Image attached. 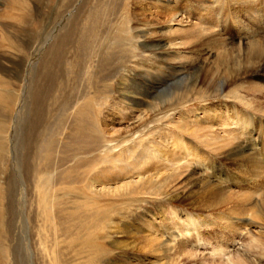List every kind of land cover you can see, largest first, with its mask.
<instances>
[{
    "label": "bare ground",
    "instance_id": "bare-ground-1",
    "mask_svg": "<svg viewBox=\"0 0 264 264\" xmlns=\"http://www.w3.org/2000/svg\"><path fill=\"white\" fill-rule=\"evenodd\" d=\"M183 1L155 0L158 20L164 17L166 21L163 31L157 26L159 22L134 28L130 24L125 42L135 50L149 42V49L155 52L152 58L169 55L179 58L180 63L198 64L188 79L191 82L186 83L190 92L201 82L211 91L208 97L226 93L223 97L229 114L219 117L203 109V124L181 127L185 135L197 142L196 146L178 138L146 145L144 138L139 137L136 143L132 135L158 109L153 105L150 112L137 119L127 110H118L115 115L119 121L127 123L124 129L116 130L105 121V125L93 122L107 111L105 95L108 84L115 78L107 72L100 81L105 87L102 96L97 95L99 91L93 97L83 92L76 96L61 94L50 98L56 107L45 106L49 95L32 97L33 102L36 97L38 100L29 112L31 127L14 155L16 168L13 166L8 175L4 169L10 153L8 127L12 108L8 107L15 96L6 89L0 91V251L10 252L14 264H29L30 259L31 264H169L168 256L177 237L171 221L178 218L177 212L170 223H164L169 231L166 236L150 222L140 226L134 238L142 248L123 250L119 255L121 263L115 262L119 257L106 244L113 240L111 234L117 228L113 218L122 217V210L130 212L139 203L149 202V196L160 201L176 193L180 189L176 188L177 178L190 176L194 160H201L205 168L213 170L221 158L238 160L244 171L257 177L252 179L250 191L243 192L238 179H229L225 184L229 189L208 183L203 195L206 201L209 197L217 201L214 214L232 233L241 235L253 225L264 236V165L254 152L262 149L264 155V0H230L232 5L224 0L216 17L212 16L215 14L212 3L216 0H187L188 5L182 7ZM22 2L9 0L11 12L2 19L31 25L29 8ZM98 2L78 32L62 37L64 46L74 44L79 65L91 60L89 51H93L92 46L102 36L105 14L110 11L117 14L123 7L122 0ZM4 41L7 47L22 50L29 43L18 47L9 39ZM120 47L114 42L110 48ZM128 53L126 50L123 55L109 54L100 64H104L103 68L110 63L127 65L132 62ZM191 53L197 57L189 56ZM140 55L144 58L143 53ZM217 128H221L219 132L215 131ZM70 130L71 135L62 141ZM201 146L205 149L201 150ZM138 151L141 154L132 160ZM98 154L101 156L95 158ZM98 167L106 169L98 171ZM227 205L230 207L222 211ZM8 213L12 219L9 227ZM242 217H250V224H244L247 219ZM202 219L192 218L191 226H199L200 221H205ZM208 224L206 221L203 225Z\"/></svg>",
    "mask_w": 264,
    "mask_h": 264
},
{
    "label": "rangeland",
    "instance_id": "rangeland-1",
    "mask_svg": "<svg viewBox=\"0 0 264 264\" xmlns=\"http://www.w3.org/2000/svg\"><path fill=\"white\" fill-rule=\"evenodd\" d=\"M154 1L122 0L123 7L118 13L116 12L117 14L110 11L111 16L110 12L106 13L103 37L99 35L98 42L92 46L93 51H89V54L92 52L90 63L79 65L76 57L77 49L74 44L64 46L62 37L69 32H78L88 22L91 11L99 3L98 0H24L22 4H25L26 9L29 8L28 20L31 22V25L27 24L26 26L2 19L11 12V8L9 0H0V81L3 84L0 91L6 89L15 96V101L8 107L12 108V118L8 127L10 153H7L8 163L4 167L8 175L13 170V166L17 164L14 155L21 146V140L25 139L26 130L31 127L29 123L32 115L29 112L38 100L36 97L33 102L32 97L49 95V101L44 102L45 106L56 107L50 98L61 94L76 96L79 92H83L93 97L94 92L99 91L97 95L102 96L101 93L105 87L100 81L107 72L115 76L113 81L108 84V94L105 95L107 111H104L105 113L98 121L95 119L93 122L105 125V121L107 125H114L116 130L124 129L127 123L119 121L115 115L118 110H127L133 119H137L150 112V106L158 108L155 113L148 116L142 127L134 131L132 136L136 143L139 137L144 138L146 145L148 142H160L163 139L173 141L178 138L196 146L197 142L182 131L185 125L203 124V116L207 111L217 114L219 117L229 114L225 107L226 100L223 97L226 93L222 96H215V98L208 97L211 91H207L201 82L198 83L194 92L189 91V86L186 83L191 82L188 79L193 75L194 67L198 68V64L180 63L179 58L169 55L163 58L158 54L157 58H152L151 56L154 57L155 52L151 50L152 48L149 49V42H145L147 48L138 47L137 50L134 46L131 48L130 45H126V31L130 24V27L134 28L147 22L156 24L159 22L157 26L160 27V31L165 28V18L158 20L159 12L154 7ZM225 1L231 3L230 0ZM222 2L224 0H216L215 3H212L215 13L212 16L216 17L217 12L220 14ZM229 2L227 5H232ZM125 3L126 7H124ZM184 4L188 5L187 0L180 3L182 7ZM8 26L15 27V29H9ZM157 36L161 38L159 35ZM4 39L15 42L18 47L23 43H29L28 45L24 44L23 50L15 49L7 47L4 44ZM114 42L121 47L110 48ZM126 50L132 57L130 63H134L133 65L110 63L105 64V68H103L104 64H100L109 54L123 55ZM141 53L144 58L140 57ZM189 56L197 57L192 53ZM179 65H182V68ZM126 88L128 89L127 93L123 92ZM203 109L205 112L202 111ZM101 129L99 127L100 131ZM219 129L221 128H217L215 131L219 132ZM70 135L71 130L66 132L62 141L65 142ZM16 143H19L17 148L15 147ZM204 149L201 146V150ZM262 151L257 148L254 152L257 153L259 160L264 165ZM140 152L134 154L131 157L132 160L136 159L141 154ZM101 154L105 156L107 153ZM100 156L98 154L95 158ZM195 161L190 170V176L189 174L184 176V174L181 178H177L176 188L180 189L169 198L154 201L153 197L149 196L147 199L149 202L139 203L136 207H132L130 212L122 210V217L113 218L117 228L111 234L114 236L113 240L106 245L114 256L119 257L123 250L126 252L132 247L138 251L142 248L140 242L136 241L137 238L134 237H137L136 234L138 235V231H140L139 227L145 226L144 224H153L156 230L163 231L166 236L169 231H166L164 223L165 221L170 223L174 212H177L178 218L174 222L171 221L177 231V237L172 244L171 255L168 256L169 264H213L214 261L216 264L218 262L232 264L231 261L235 264H264V247L262 246L264 236L259 235L258 230L255 229L257 226H249V230L243 231L241 235L232 233L224 225V222L218 220L214 214L213 208L217 201L211 197L206 201L205 195H203L208 183L218 185L221 189L222 187L229 189L225 185L228 184L229 179H238L243 184L242 191L247 192L253 189L252 179L256 180L257 177L244 171L241 166L242 162L238 160L221 158L216 161L218 163L214 170L205 168L201 160ZM104 169L97 168L98 171ZM246 174L247 176L244 178ZM247 177L249 178L248 182ZM255 201L257 202V199ZM229 207V205L224 206L221 210L225 211ZM120 208H118L119 211ZM140 215L145 216L141 219ZM192 218L198 220L203 218L205 221H200L199 226L192 227L190 224L194 222ZM242 218L247 219L244 224H250V217ZM6 219L9 227V223L12 222L9 213ZM206 221L209 224L203 225ZM185 249L187 254L184 252ZM218 250H222V252L220 253ZM119 261H121L120 257L115 260V262L121 263ZM31 263L32 259L29 261V264ZM0 264H14L13 255L5 250L0 251Z\"/></svg>",
    "mask_w": 264,
    "mask_h": 264
}]
</instances>
